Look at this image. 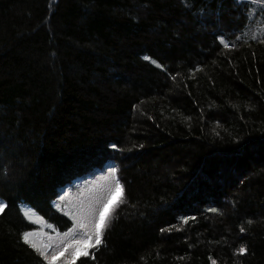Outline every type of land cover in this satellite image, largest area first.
Here are the masks:
<instances>
[{
    "label": "trees",
    "instance_id": "16d2710c",
    "mask_svg": "<svg viewBox=\"0 0 264 264\" xmlns=\"http://www.w3.org/2000/svg\"><path fill=\"white\" fill-rule=\"evenodd\" d=\"M112 168L76 264H264V6L0 0V264H46L22 234L73 229L62 200Z\"/></svg>",
    "mask_w": 264,
    "mask_h": 264
},
{
    "label": "snow or ice",
    "instance_id": "6c2138e0",
    "mask_svg": "<svg viewBox=\"0 0 264 264\" xmlns=\"http://www.w3.org/2000/svg\"><path fill=\"white\" fill-rule=\"evenodd\" d=\"M220 39L226 48L229 47L223 38ZM145 59L148 58L145 57ZM111 173L115 177L116 169L112 168ZM117 193L121 195L117 196ZM123 202V187L118 179H114L112 186L89 206L86 217L73 215V220L76 221L74 228L64 234V238L59 243L38 244L35 240L30 239L34 236V233L31 232H24L22 239L25 244H28L43 258L46 264H76L81 257L95 259L90 249H98L103 245L105 228L108 226L115 209ZM6 207V204L0 202V213H3ZM183 219L187 223V218ZM241 231L243 232L244 229L241 228ZM237 251L243 254L246 252V248L242 245ZM212 264H216V261L212 260Z\"/></svg>",
    "mask_w": 264,
    "mask_h": 264
},
{
    "label": "rangeland",
    "instance_id": "374dc122",
    "mask_svg": "<svg viewBox=\"0 0 264 264\" xmlns=\"http://www.w3.org/2000/svg\"><path fill=\"white\" fill-rule=\"evenodd\" d=\"M251 4L254 6H264V0H248ZM108 175H101L99 178L93 182H86L81 187V194L79 198H72L68 202V208L71 209L75 214L74 215H81V216H87V212L89 209V206L94 203L92 196L88 195L87 193L91 192H98V188L105 183L107 180ZM120 195V194H119ZM64 238V235L61 236H53L49 239L46 238H39L38 244H44L51 242L53 244L59 243Z\"/></svg>",
    "mask_w": 264,
    "mask_h": 264
}]
</instances>
